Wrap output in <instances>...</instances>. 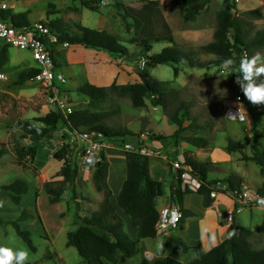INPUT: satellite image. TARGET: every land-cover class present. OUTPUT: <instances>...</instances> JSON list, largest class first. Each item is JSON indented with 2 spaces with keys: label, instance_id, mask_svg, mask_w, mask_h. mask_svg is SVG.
<instances>
[{
  "label": "trees",
  "instance_id": "obj_1",
  "mask_svg": "<svg viewBox=\"0 0 264 264\" xmlns=\"http://www.w3.org/2000/svg\"><path fill=\"white\" fill-rule=\"evenodd\" d=\"M140 7L116 3L121 10V20L125 31L132 33L129 40L135 44L137 51L131 52L115 35L78 25L74 32L64 28L59 19L46 21L52 30H54L61 41H68L69 44L82 45L85 48H92L104 51L114 58H122L124 55L139 54V59L144 57L146 62L143 68L136 70L140 80L133 83L117 84L113 81L108 86H96L85 82L78 88V91L84 96L83 101L89 106H98L106 100L110 91H114L119 96H128L134 107H142L146 104V99L151 98L154 106H164V87L165 84L172 81H160L154 78L147 68L155 67L160 64H178L183 63L188 67H209L222 66L225 59L231 58L234 61V72L232 73V87L235 94L241 96L242 101L247 105V110L251 113L252 138L251 144L246 140H234L229 138L225 149L228 152H238L242 160L254 162L260 174L264 173V131L255 126L257 115L264 116V110L254 112V105L244 97L239 85L235 83L237 75H242L238 71L241 59L244 56L252 57V50L264 46V29L256 30L250 35V23L248 18H258L261 14L255 10H248L236 15L234 0H224L221 8L216 12V29L211 42L201 45L202 51L212 54V57L202 62L197 59L194 52L181 50L175 44L172 31L161 13V7L157 0H138ZM99 0H82V6L96 10ZM210 0H174V4L183 9V20L193 21L197 15L208 6ZM0 18L11 22L15 26L30 24L26 13H14L11 8H0ZM171 43L170 46L163 47L157 53H150L155 43ZM8 47L0 41V70L8 61ZM55 61V60H54ZM37 71L36 67H29L18 72L17 80L19 83L28 81ZM174 77L178 75V69L174 68ZM224 73V72H223ZM264 81V77H262ZM261 82L260 80L257 81ZM62 88V87H61ZM109 112L90 111L88 109H73L72 113L64 116L58 110H52L48 113L36 117L35 121L39 124L29 121H19L17 127L22 131L21 137L28 138L31 144L23 146L14 145V151L19 164H23L28 157L34 159L37 156L39 145L37 142L46 138L48 145L53 137L59 139L61 144L52 151V157L61 162L59 176L61 179L48 180L43 182V189L48 194V202L53 204L62 199L63 193L68 187H73L78 175V166L73 160V150L67 144L69 134L67 131L87 133L93 140L105 139L120 141L125 143L132 138L140 139L139 133H134L130 129L112 128L105 123ZM170 119L175 124L176 129L171 135L173 145L179 141L197 148L207 147L209 140L204 136V127L195 124L193 121L188 126L196 127L200 130L197 134L181 136V132L186 130L184 121L190 119L188 105L181 102ZM208 124V123H207ZM61 128V131L55 135V132ZM55 135V136H54ZM150 140L163 142L166 136L156 133L149 134ZM143 145L145 141L143 140ZM51 148V146H49ZM249 148V153L244 152ZM8 149H2L6 153ZM126 157V176L116 195L118 207L131 219V224L137 229V236L134 238L124 228V220L113 206L111 197L112 189L108 184L109 163L105 152H99V160L94 165L92 172V181L97 191L102 192V199L97 208L87 212L84 215L75 214V227L67 232L66 244L76 248L84 264H118L116 252L120 251L125 257L130 258L138 254L139 240L143 238H154L157 235L155 224L158 218L157 201L162 197V182L152 177L149 169V156L140 154L136 151H124ZM172 157L170 156L169 159ZM169 161V160H168ZM211 162H198L190 156H184L183 165H187L188 172L201 180L197 193L203 197L204 207L210 206L214 198L210 196L211 186L221 183L226 185L229 190H240L243 186V179L234 174L228 175L223 179H214L209 177ZM169 177L173 183L170 187V200L179 204L182 223L186 217L193 214L192 211L183 207V197L186 193L193 190L183 187L180 175L182 169L174 171L170 161ZM1 191L8 194L9 199L19 204L22 196L28 191L27 182L23 179H15L12 182L0 185ZM258 192L264 197V189L257 187ZM75 199V193L72 195ZM225 215V210L222 211ZM32 215L26 209L19 214L0 215V224H11L16 229L18 235L28 244L31 249L34 245L30 238V232L19 227V222L30 219ZM40 221V218L37 216ZM234 233L233 235H230ZM259 236L260 247H254L251 238ZM167 250L179 249L186 252L189 246L179 237L169 236L165 240ZM46 259H52L51 254L45 255ZM29 264V263H26ZM128 264H264V219L255 228L241 227L238 229H229L228 236L219 244L207 251H200L199 256L190 263H183L171 256H156L147 259L145 256L139 262Z\"/></svg>",
  "mask_w": 264,
  "mask_h": 264
},
{
  "label": "rangeland",
  "instance_id": "obj_2",
  "mask_svg": "<svg viewBox=\"0 0 264 264\" xmlns=\"http://www.w3.org/2000/svg\"><path fill=\"white\" fill-rule=\"evenodd\" d=\"M0 1H4L7 8H11L14 13H26L30 22L39 20L46 22L59 19L64 28L71 32L76 31L77 26L80 24L89 28L97 29L98 27L100 30H105L120 40L126 41L130 40L132 33L122 31L121 25L123 22L119 13L120 9L116 6V3L133 4V7H140L141 5L133 0H104L105 4L99 0L95 4L97 9L91 10L82 6V0ZM222 2L223 0H211V9L219 10ZM161 13L164 17L162 9ZM193 22L196 24V21L193 20ZM251 28H249V33L253 35L255 29ZM162 44L164 43L153 44L151 53L159 52L164 47ZM135 50L137 51L138 48L135 47ZM57 51H59V55L55 56L54 71L62 72L67 78L63 89L66 91L74 110L80 108L109 112L105 119L108 126L112 128L126 127L134 133H139L140 138L145 141L149 148L162 151L169 158L171 156L172 160L179 156L184 161V156H190L198 162H211L213 164L210 166V178L223 179L231 174L237 177L241 175L246 178L244 183L247 187L257 189L258 185H255V183L260 180L258 166L252 161L242 160L238 152H228L225 149L229 138L246 140L247 129L252 132V120L249 116L248 121L247 119L245 121H232L225 118V103L233 101L237 96L232 87L233 67L224 70V73L221 72L222 66L189 68L183 63H178L149 67L147 71L154 78L160 81H172L165 84L164 87V106H154L151 103V98H147L144 106L134 107L128 96H119L114 91H110L106 100L94 107L83 101L84 96L78 91V88L85 82L91 83L87 78L91 81L97 78L98 83L103 82L99 73H96L95 78L91 73L94 72L95 65L103 67L105 65L107 69L112 68L115 63L112 61L110 64L109 60L113 57L106 52L97 56L95 53H101L99 50L81 47L76 44H71L67 48H59ZM189 51L195 52V54L201 53L199 46L191 47ZM256 52L264 55V46L253 49L252 56ZM118 59L121 63L132 64V62H123L122 58ZM35 64V60L32 59L27 50L9 46L8 61L2 67L7 73L9 81L0 87V185L8 184L15 179H23L28 185V191L22 196L19 204L12 202L7 192L0 189V201L4 202L3 207H0V215H17L20 211L26 209L32 217L20 221L18 224L21 229L30 232L34 249H31L18 235L13 225L7 223L0 224V246L12 247L14 251L17 249L27 251L29 258L25 264H84L76 248L67 245L66 241L67 232L75 227V214L83 215L97 208L96 200L100 199L99 194L103 195L94 187L91 177L93 168L90 170L83 169L79 158H77L79 173L73 187L66 189L59 202L51 204L48 202V194L42 186L44 181L61 179V176H59L61 162L52 157L49 147L51 145H48L47 139L44 138L37 142V145H39L37 156L34 159L28 157L22 165L17 162L14 151V145L16 144L23 146L31 144L28 138L21 137L22 131L17 127V123L26 120L39 124L35 121L36 117L56 109L55 101L50 99V91L43 85L31 80L23 83H19L17 80L19 71ZM174 68L178 69L177 77H174ZM103 77H105V74H103ZM135 78H137L135 81L140 80L137 73L131 80ZM131 80H128V82L133 83L134 81ZM259 80L262 81V77ZM181 102L188 105L190 112V119L184 121L183 125L187 127L193 121L197 125L205 126L203 134L209 140L207 147H192L183 141L173 145L171 135L174 133L176 126L170 117ZM58 131L60 132L61 128L55 132V135L59 133ZM152 132L166 136V139L159 142V145L158 142L150 140L149 134ZM199 132L198 128L188 126L186 130L181 132V136ZM135 140L136 138L130 139L131 142H135ZM51 143L53 145L57 144L58 138L53 137ZM4 148L8 149L6 153L2 152ZM107 151L110 159L120 153V150ZM244 152L249 153V148H245ZM149 158L152 164H154L155 158L164 161L160 156ZM112 167L113 165L110 164V169ZM109 175L110 172L108 178ZM108 178V184L113 190V188H116L113 181L115 178L113 174L111 180ZM170 184L169 178L164 177L162 179L163 195L157 201L158 205H162L169 200ZM116 189L113 191H116ZM96 192H99V194ZM37 193L39 194L38 197ZM73 193H75V199H72ZM94 203L96 204L94 205ZM247 211L245 210L239 215L234 227L254 228L256 224L261 222L262 211L253 210L252 217L249 216ZM10 229L14 230L11 233V239L9 238ZM160 237L161 235L157 236L155 240H147L150 244L147 253L151 257L165 256L166 254L162 248V238ZM251 242L254 247H260L261 245L257 234L251 238ZM48 253L53 256L52 259L45 258ZM137 255L140 258L143 256L147 259L151 258L147 257L145 252L142 255L141 250L130 258H135Z\"/></svg>",
  "mask_w": 264,
  "mask_h": 264
},
{
  "label": "crops",
  "instance_id": "obj_3",
  "mask_svg": "<svg viewBox=\"0 0 264 264\" xmlns=\"http://www.w3.org/2000/svg\"><path fill=\"white\" fill-rule=\"evenodd\" d=\"M133 1L137 2V4L138 3L141 4L138 0H133ZM157 1L159 2V5L162 9L164 19L168 23L172 31V34L176 42L175 44L177 45L178 48L186 52H192V51H189L191 47H194V46L200 47L201 45H205L212 41L213 34L216 29V12L218 11V9L217 10L211 9L210 7L211 0L208 6L202 9V11L197 15L196 19L194 20L196 21V24H194L193 21L186 22L183 20L184 10L174 5V0H157ZM123 4H126V3H123ZM234 4H235V9L233 13L236 15L244 13L245 11H248V10H255L258 13H260L261 15L258 18H251V19L249 18L247 19V21L251 24L250 25V27H252L251 29L253 28L255 29L254 31L264 29V0H237V1L234 0ZM127 5L133 6V4H127ZM120 12L121 10L119 11V13ZM121 27H122V31H125L124 24H122ZM97 29L100 30L98 27ZM121 42L128 48L129 51L131 52L136 51L135 44H132L129 41H126L123 39H121ZM163 43L164 44L162 45H164V47L172 45L171 43H167V42H163ZM78 46L84 47L82 45H78ZM186 49H189V50H186ZM57 50L54 53L55 62H56L55 56L59 55V51ZM200 51L201 53H196V54L194 52V55L197 57L198 60L202 62H206L212 57V54L207 53L202 50ZM99 52L101 53H95V54L98 56V55L103 54L104 51H99ZM112 61L115 63V65L110 69H107L105 65L104 67L101 65L100 66L93 65L94 72L91 74L95 78L96 73H99L100 76H102L103 82L98 83L99 80L97 78H95L93 81L87 78L91 82V84H95L96 86H102V85L108 86L113 81H115L117 84H124V83H128V80H131L134 78V75H136L135 73L136 69H135V65L133 62L131 65H127L126 63H121L118 58H114V57L113 59L109 60L110 64ZM123 62H126V61H123ZM98 67L99 69L97 70ZM209 67H193V68H209ZM103 74H105V77H103ZM196 75H199V74H196ZM199 76L205 77L206 75H199ZM135 80H137V78L131 81L137 82ZM66 82H67V78H66ZM252 123H253V120H252ZM255 126L264 131V116L263 115H257L255 119ZM154 142H158V144L160 145L159 141H154ZM107 153L108 151L105 152V155L109 163V172H110L108 179L111 180L110 178L112 177V174H113L116 180L115 181L113 179V181L115 182L116 188H117V189L113 188V190L116 189V191L112 190L111 201H112L113 206L116 208L117 212L120 214V216L124 220V228L130 233L132 237L135 238L137 236L136 227L131 224L130 217L127 216L118 207L117 202H116V195L126 176L125 152L120 150V153L116 154L113 159H110ZM153 163L154 164L150 163V159H149V169H150V174L152 175V177L157 180H160L161 182L164 177H167L170 179L171 184H172L173 180L172 178L169 177V166H168L167 161L165 162V160L163 161L161 159L155 158ZM110 164L113 165L111 169H110ZM116 169L117 171H115ZM239 177L243 179V183L246 181L245 177L241 175H239ZM171 184H170V187H171ZM243 185H245V183ZM255 185H258V187H262L264 189V173L260 174V180L258 183H255ZM169 192H170V188H169ZM96 193L99 194V192H96ZM38 195L39 194L37 193V197ZM99 196H100L99 197L100 199L96 200L97 204L102 199L103 195L99 194ZM202 200H203L202 195L197 193L196 191H192L184 195L183 207L185 209L192 211L193 214L191 216L186 217L182 223H179V226L172 231L171 236H176V237L181 238L189 246V249L186 252H182L179 249L167 250L165 248V242H164L165 238L161 236L160 238H162V241H161L162 248L166 252L165 256L166 255L171 256L183 263H190L191 261H193L199 256L200 251H207L210 248L214 247L215 245L221 243L228 236L230 228H233V229L241 228V226H237V227H234V226L237 220L239 219L238 218L239 215L243 211L248 210L247 212L249 216L252 217L253 210L255 209L260 210L263 212L261 222L264 219V210H261V208H257V207H246L240 213L234 216V219L231 223H226L223 221L222 211L230 207L232 205V201L225 194H218L217 197L214 199L213 203L208 207L203 206ZM169 201H170V198L167 202L163 203L162 205H158V208L160 209L162 206L167 205ZM96 203H94V205ZM95 209L96 208H94L93 210ZM261 222H259V224ZM259 224H256V226L251 229H255ZM157 236L159 237L160 235L157 234L156 237L154 238H143L139 240L138 247L141 250L142 255H144V252H145L147 257H151V255L147 253V251H149V246H150L147 240L148 239L155 240ZM116 258H117L118 264L135 263L141 260L139 255H137L135 258H127L120 251L116 252Z\"/></svg>",
  "mask_w": 264,
  "mask_h": 264
},
{
  "label": "built area",
  "instance_id": "obj_4",
  "mask_svg": "<svg viewBox=\"0 0 264 264\" xmlns=\"http://www.w3.org/2000/svg\"><path fill=\"white\" fill-rule=\"evenodd\" d=\"M101 2L103 4L106 3L104 0H101ZM0 8H7V4L4 1H0ZM0 41L18 49L27 50L32 59L36 62L32 67L37 68V71L29 80L43 85V87L50 91V99L55 101L56 109L62 115L66 116L72 113V104L69 102V97H67L68 95L63 89V86L66 83V77L60 71H54L55 51L59 48L68 47L70 45L69 42L66 40L61 41L58 34L52 30L45 21L39 20L30 22V24L15 26L11 22L2 18H0ZM145 62L146 60L144 57L138 59L139 68H143ZM221 72L223 73L224 70L222 69ZM8 81L9 77L7 73L0 70V87ZM237 97H239V102L243 103V107L246 109V119L248 121V116L252 118L251 113L247 110V105L242 101V98L239 95L236 96L233 101L225 103V114H227L229 110H237ZM262 110H264V105H254V112ZM237 121L240 120L237 119ZM247 131V143L251 144L252 132L249 129H247ZM64 132L69 134L66 142L69 148L73 150V160L77 164L76 159L79 158L80 165L83 169L90 170L91 168H94V165L99 160V152L101 151H136L149 157L160 156L165 161H170L174 171L182 169V173L178 176H180L181 184L184 188L187 187L196 191L202 183L201 180L192 176L188 172L187 165H183L184 161L180 159L179 156L175 160H172V158L169 159V157L162 151L154 150L141 144L143 141L141 138L135 140V142L127 141L122 143L118 140L112 141L102 138L99 140H93L87 133L72 132L67 131L66 129H64ZM60 144L61 142L58 139L57 144L51 145L50 151L52 152ZM211 189L210 196L212 198L215 199L218 194H225L232 201V205L225 209V215L223 216V221L226 223H231L234 216L246 207L260 208L259 200L264 199L256 188H250L246 185H243L240 190L235 191L229 190L226 185L217 183L216 185L211 186ZM181 218L182 212L179 204L170 200L167 205L162 206L159 209L158 218L155 224L157 234L164 238L169 237L172 231L179 226Z\"/></svg>",
  "mask_w": 264,
  "mask_h": 264
},
{
  "label": "clouds",
  "instance_id": "obj_5",
  "mask_svg": "<svg viewBox=\"0 0 264 264\" xmlns=\"http://www.w3.org/2000/svg\"><path fill=\"white\" fill-rule=\"evenodd\" d=\"M234 61L231 58L225 59L222 62V69H231ZM238 71L242 75H237L235 83L239 85L244 97L253 105H264V81L257 82L260 77H264V55L256 52L251 58L244 56L239 64ZM237 110H229L225 118L230 120L244 121L246 119V109L243 103L239 102L237 97ZM4 202L0 201V207H3ZM261 210H264V199L259 200ZM10 231L11 233L14 230ZM234 233L230 234L233 235ZM29 258V253L23 249L13 250L12 247L0 246V264H25Z\"/></svg>",
  "mask_w": 264,
  "mask_h": 264
},
{
  "label": "water",
  "instance_id": "obj_6",
  "mask_svg": "<svg viewBox=\"0 0 264 264\" xmlns=\"http://www.w3.org/2000/svg\"><path fill=\"white\" fill-rule=\"evenodd\" d=\"M138 59H139V54L138 53H135V54H132V55H124L122 57V61L133 62L134 65H135V69L139 68V65L137 63Z\"/></svg>",
  "mask_w": 264,
  "mask_h": 264
}]
</instances>
